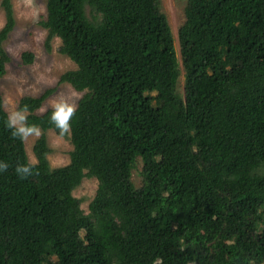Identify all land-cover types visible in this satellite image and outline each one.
Listing matches in <instances>:
<instances>
[{"label":"trees","instance_id":"16d2710c","mask_svg":"<svg viewBox=\"0 0 264 264\" xmlns=\"http://www.w3.org/2000/svg\"><path fill=\"white\" fill-rule=\"evenodd\" d=\"M1 7L0 43L15 25ZM40 25L76 67L59 83L84 95L58 168L55 109L36 114L53 90L18 103L42 132L36 163L0 105V264H264V0H186L184 97L160 0H47ZM8 62L0 47V78ZM85 178L97 181L87 213L72 194Z\"/></svg>","mask_w":264,"mask_h":264},{"label":"rangeland","instance_id":"374dc122","mask_svg":"<svg viewBox=\"0 0 264 264\" xmlns=\"http://www.w3.org/2000/svg\"><path fill=\"white\" fill-rule=\"evenodd\" d=\"M0 0V32L5 27L4 11ZM47 0H10L13 16L14 29L8 34L0 47L4 49L9 57L6 64V73L0 78V105L10 117L13 113L19 112L24 118L28 112H20L18 103L24 97H39L47 90H53L42 104L36 114H43L48 109H55L59 102H66L74 105L84 95L76 92L68 84H60L59 78L67 71L74 70L75 65L67 57L58 52L60 40L54 38L47 50L45 40L47 32L40 23L46 19ZM186 0H160V10L165 14L174 38V45L177 53L181 75L177 81V93L184 97V77L181 66L179 47L177 42V31L184 21V9ZM31 53L33 61L31 64H24L23 53ZM151 105L143 101V108L149 109ZM24 123V121L22 122ZM20 127L18 122L14 125ZM42 135L31 133L23 136L25 150L30 163H36L33 155L35 141ZM49 153L47 159L51 168L63 167L69 163V154L72 151L69 132L63 136L53 131L45 133ZM142 163L138 159L132 172L131 179L135 187L141 183L140 171ZM97 188V181L93 178H85L78 188L73 191V196L81 203V208L87 213L88 204L92 200Z\"/></svg>","mask_w":264,"mask_h":264},{"label":"clouds","instance_id":"9594fccd","mask_svg":"<svg viewBox=\"0 0 264 264\" xmlns=\"http://www.w3.org/2000/svg\"><path fill=\"white\" fill-rule=\"evenodd\" d=\"M74 112V105L68 104L66 102H59L55 105V111L52 114L51 119L54 121L56 126L60 129L61 135L69 129V119ZM24 116L19 113H13L8 120L9 126L15 125L20 122L21 126L16 129V133L21 134L23 136H27L28 134L35 133L39 134V129L35 126H24ZM7 168V164L0 163V170ZM17 172L23 175H28L31 172L29 166H18Z\"/></svg>","mask_w":264,"mask_h":264}]
</instances>
